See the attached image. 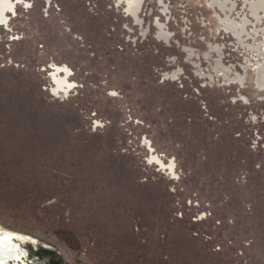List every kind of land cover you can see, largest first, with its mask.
Listing matches in <instances>:
<instances>
[{"label":"rangeland","instance_id":"obj_1","mask_svg":"<svg viewBox=\"0 0 264 264\" xmlns=\"http://www.w3.org/2000/svg\"><path fill=\"white\" fill-rule=\"evenodd\" d=\"M130 1L5 14L0 228L71 264H264V0Z\"/></svg>","mask_w":264,"mask_h":264},{"label":"water","instance_id":"obj_2","mask_svg":"<svg viewBox=\"0 0 264 264\" xmlns=\"http://www.w3.org/2000/svg\"><path fill=\"white\" fill-rule=\"evenodd\" d=\"M0 264H71L66 251L27 234L0 228Z\"/></svg>","mask_w":264,"mask_h":264},{"label":"flooded vegetation","instance_id":"obj_3","mask_svg":"<svg viewBox=\"0 0 264 264\" xmlns=\"http://www.w3.org/2000/svg\"><path fill=\"white\" fill-rule=\"evenodd\" d=\"M17 1L19 2L20 0H15V1L14 0H0V23H3V24L6 23L7 18L5 17V14L7 12L8 13L12 12L13 6H14V4L17 3ZM118 1H121V0H118ZM138 5H139V1H137V0L127 2V5H126L127 6V12H130L132 15H135L136 11L138 9ZM261 66H262V63L259 65L258 69L261 68ZM59 71H60V68H55L53 70V74H52V79H53V82H54L55 87H56L55 90L66 91L69 87V84L67 82V70L64 69V72L62 74L64 76H60ZM255 82H256L258 89L264 88V86L259 83V81L256 79V77H255ZM154 159L158 163H160L164 168H167L168 170H170L172 172L173 165L171 162L169 163V165L167 167H165L164 164L159 159H157V158H154Z\"/></svg>","mask_w":264,"mask_h":264},{"label":"bare ground","instance_id":"obj_4","mask_svg":"<svg viewBox=\"0 0 264 264\" xmlns=\"http://www.w3.org/2000/svg\"><path fill=\"white\" fill-rule=\"evenodd\" d=\"M217 1H215L216 3ZM219 5V4H218ZM262 66L257 70L256 79L264 86V53L262 54Z\"/></svg>","mask_w":264,"mask_h":264}]
</instances>
